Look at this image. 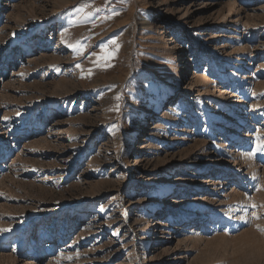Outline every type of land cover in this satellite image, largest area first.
I'll return each mask as SVG.
<instances>
[{
  "label": "rangeland",
  "instance_id": "374dc122",
  "mask_svg": "<svg viewBox=\"0 0 264 264\" xmlns=\"http://www.w3.org/2000/svg\"><path fill=\"white\" fill-rule=\"evenodd\" d=\"M258 144L264 0H0V264H264Z\"/></svg>",
  "mask_w": 264,
  "mask_h": 264
},
{
  "label": "bare ground",
  "instance_id": "6f19581e",
  "mask_svg": "<svg viewBox=\"0 0 264 264\" xmlns=\"http://www.w3.org/2000/svg\"><path fill=\"white\" fill-rule=\"evenodd\" d=\"M2 5V4H1ZM29 49H31V47L29 48ZM30 52H32L31 50H30ZM30 52H28V53H30ZM182 64V63H181ZM180 66H182V65H180ZM183 66H186V64H184ZM182 66V67H183ZM183 70H181V71H178V74L175 76V79H176V81L178 82H176L175 84H173V86L172 87H177L178 85H179V83L181 82V81H183V79H180L181 78V72H182ZM224 130H226V129H224ZM231 132H233L235 135H237L238 134V131L236 130V129H233L232 131L231 130H229V133H231ZM224 144H225V142H224ZM254 156L253 155H249V154H245V156H244V158L246 159V160H248V161H250L252 158H253ZM156 222V221H155ZM181 225H176V227H174V229L175 230H179L180 232L182 231V227H180ZM179 228V229H178Z\"/></svg>",
  "mask_w": 264,
  "mask_h": 264
},
{
  "label": "snow or ice",
  "instance_id": "6c2138e0",
  "mask_svg": "<svg viewBox=\"0 0 264 264\" xmlns=\"http://www.w3.org/2000/svg\"><path fill=\"white\" fill-rule=\"evenodd\" d=\"M257 150L264 152V146H261L260 144L257 145ZM251 155H254V153H252ZM253 207H255V205H253ZM256 219H259V217H255ZM261 231H264V229H261Z\"/></svg>",
  "mask_w": 264,
  "mask_h": 264
}]
</instances>
